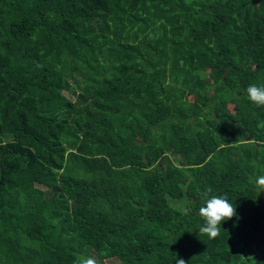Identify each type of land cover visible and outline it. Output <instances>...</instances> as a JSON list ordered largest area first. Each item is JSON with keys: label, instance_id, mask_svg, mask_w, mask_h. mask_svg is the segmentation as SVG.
Instances as JSON below:
<instances>
[{"label": "trees", "instance_id": "1", "mask_svg": "<svg viewBox=\"0 0 264 264\" xmlns=\"http://www.w3.org/2000/svg\"><path fill=\"white\" fill-rule=\"evenodd\" d=\"M250 85L264 0H0V264H264Z\"/></svg>", "mask_w": 264, "mask_h": 264}, {"label": "clouds", "instance_id": "2", "mask_svg": "<svg viewBox=\"0 0 264 264\" xmlns=\"http://www.w3.org/2000/svg\"><path fill=\"white\" fill-rule=\"evenodd\" d=\"M248 99L258 107H264V87L250 85L247 88ZM256 183L264 191V175L257 177ZM260 191V192H261ZM211 187L201 192V197L205 200V206L200 207L199 214L204 219V225L198 230L206 234L209 239H215L220 235L221 224L237 215L236 207L230 203L226 196L211 195ZM75 264H97L93 257L76 261ZM175 264H185L182 258H176Z\"/></svg>", "mask_w": 264, "mask_h": 264}, {"label": "rangeland", "instance_id": "3", "mask_svg": "<svg viewBox=\"0 0 264 264\" xmlns=\"http://www.w3.org/2000/svg\"><path fill=\"white\" fill-rule=\"evenodd\" d=\"M101 264H117L116 262H113L111 259L109 260H103Z\"/></svg>", "mask_w": 264, "mask_h": 264}]
</instances>
